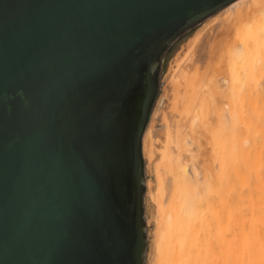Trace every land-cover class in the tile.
<instances>
[{"label": "water", "instance_id": "95a60500", "mask_svg": "<svg viewBox=\"0 0 264 264\" xmlns=\"http://www.w3.org/2000/svg\"><path fill=\"white\" fill-rule=\"evenodd\" d=\"M236 0H0V264H144L160 62Z\"/></svg>", "mask_w": 264, "mask_h": 264}, {"label": "bare ground", "instance_id": "6f19581e", "mask_svg": "<svg viewBox=\"0 0 264 264\" xmlns=\"http://www.w3.org/2000/svg\"><path fill=\"white\" fill-rule=\"evenodd\" d=\"M240 1L242 0H236L229 4L228 7L226 6L227 8H223L225 14L217 19L207 31L196 33L195 36L193 35V39L190 38L191 41L185 45L182 58L173 73L171 81V86H173V88L171 89L172 93L170 92L172 103L169 105L167 104L168 107H171L169 108L170 111L162 116L163 123L159 132L155 131L153 126H150L145 133L143 149L146 154L144 153V155L148 157L149 161H152V159H159V163L155 166L157 184L153 196L156 208L154 214L155 232L153 240V259L150 264H264V196L262 197V194L264 195V183L260 184V186H263V193H260L261 196L259 194L262 199L258 197L263 200V202L260 201L261 206L255 201L258 194L256 191H258V188H261L258 182L263 180L261 176V181L258 180V169H262V167L258 166L264 163L262 158L260 159L257 156L263 157L264 151L260 152L263 155H258V152L256 153V164L252 161L248 163V160H246L248 158L242 153L240 147L232 149L236 144V141L234 142V139L236 140L235 133L232 135V142H234L232 147L233 143L231 142L229 145L225 140L224 130H221L223 132H216L210 129V136L212 139L211 154L215 156L214 160L220 165V168H218L220 172L212 170V172H214V180L209 178V176L207 177L206 174V177L204 175V178H202V184L199 185L195 182L196 179L194 180L199 172L192 173L195 176L192 177L194 180H192L193 182L188 181L187 177H190L185 175V166L188 164V161L185 160V155L183 157L185 148L183 147V141L181 139L187 137L185 136V132L183 133V130H181L183 117L191 115L193 116L191 120L193 122L191 123H195L194 121H196L194 119L196 118V113L193 111L196 102H194V95L196 96L195 93L199 90L196 91L197 88L195 89V84L196 80L199 79L200 81L199 77H201L200 75L203 73V71L202 73L200 72V64L199 70H197L195 74L192 73L191 69L194 65L205 59L207 50L209 49L208 47H212L213 45H211L213 39L217 35L221 36L222 40L218 41V46H220L221 43L225 40L227 41V38L234 32L232 38L233 44L225 49L226 53H229L228 56L231 53V60L228 56L227 60L229 59L230 62L233 61L231 63L229 62L230 65L228 64V66L233 65L234 68L232 73H229V78H231L232 74L237 76L241 74L242 77V75L244 76L246 74L244 72L251 71L252 63L250 64V58L252 59L253 57H249V54L252 56L253 53H249L251 51H248V49L250 47L252 48V46L259 47L264 44V0H255V3L259 6L260 10H262L260 11L262 13L259 14L261 17L257 18L251 24L252 26L249 25V28L246 26L247 22L245 20L252 16L255 11L253 10L252 4L246 8ZM237 45L242 48V52L239 55L235 53V50L233 51ZM211 47L209 50L210 53ZM212 48L214 49V47ZM251 48L249 50H251ZM210 53L207 55L210 56ZM232 54L234 55L233 58ZM246 69L248 70L245 71ZM228 71H230V69ZM249 74L248 72V75H246L249 76ZM246 79H242V82L245 84H247L248 81ZM234 80L235 79L232 78L233 82H235ZM239 80L240 83L241 79ZM230 81L231 80H229V83ZM236 81L238 82V79ZM243 83H241V85ZM230 86L232 85L230 84ZM183 87L185 89H183ZM240 88L239 90H241ZM182 91L184 92L182 93ZM228 92L231 95L228 94ZM238 92L240 93V91ZM227 94L230 95L227 99L232 100L230 97L236 94L235 88L231 87V89H228ZM201 98V101L199 100L200 104L206 100V98L204 99L202 96ZM233 101L234 102L230 101V105L235 104V99H233ZM206 105L208 106V102ZM206 105L203 107L204 110L200 108L202 109L201 111L197 107V104V111L199 109L203 113V111L207 109ZM233 107L236 108V105ZM214 110L215 118H217L220 124L225 128L226 125L223 121L225 119L222 117V110H218V108H214ZM231 110L228 109L230 112L226 111L230 114L231 112L233 113L234 109L233 111ZM251 118L250 124L252 125V123L255 122H251L253 117ZM208 123L209 125L212 124L211 121H208L207 124ZM157 137L162 139V142H160L161 145L156 142ZM196 138L198 139V137ZM198 144L201 145L200 143ZM189 147L191 148V146ZM192 147L195 146L192 145ZM201 147L202 145L200 148ZM253 147H255V143ZM185 154L189 155L191 153L187 152ZM194 154L196 155V153ZM189 158H191V156ZM216 158H218V160H216ZM259 159L261 163H259ZM184 160L187 162L186 165ZM191 161L189 162L190 164H192ZM247 163L248 165L246 166H249V164L251 166L252 164H259L258 166H254V170L257 169V176H255V179L257 178L256 180L254 179L251 181L244 175L242 166ZM190 164L186 167L190 166ZM213 166H211V169H214ZM230 171L233 174V178L230 175ZM218 172L219 174H217ZM262 175L264 177V173ZM231 189L233 190L231 191ZM245 189H248V206L245 204L244 200ZM259 191L261 192L262 189H259ZM228 225L231 239H226L225 233H220L227 230Z\"/></svg>", "mask_w": 264, "mask_h": 264}, {"label": "rangeland", "instance_id": "374dc122", "mask_svg": "<svg viewBox=\"0 0 264 264\" xmlns=\"http://www.w3.org/2000/svg\"><path fill=\"white\" fill-rule=\"evenodd\" d=\"M240 3L245 5L246 8L249 7L250 4L253 5V10L255 12H253L252 16L248 17L247 20H245L247 22L246 26H248V28H249V25H251L257 18L261 17V15H259V14L262 13V12H260L262 10H260L259 6L255 3V0H242V1H240ZM227 7H225V8H227ZM224 9H221L220 11L211 15L210 17L203 20L201 23H199L198 25H196L195 27L191 28L190 30H188L187 32L182 34L180 37H178L169 46V48L165 52V54L162 57L161 62H160V70H159V78H158V93H157L156 99L153 103V106L151 108L149 122L147 124V127L145 129V132L143 134L142 141H141V153H142V160H143V164H144V184H145V191H144V195H143V216L145 219L146 238H147L145 263L144 264H150L151 260L153 259V257H152L153 256V240H154V232H155L154 214H155V209H156L154 201H153V196H154V193L156 191V185H157L156 184V170H155L156 168H155V166L157 163H159L158 158L152 159V161L151 160L149 161L148 157L146 155H144L145 152H144L143 146L145 143V133L150 126H153L154 130L159 132L161 130V126L163 123L162 122V118H163L162 116L170 111L169 108H171V107H168L167 104L169 105L172 103V99H171L172 91H171V89L173 88V86H171L172 85L171 81H172L174 70L176 69L177 64L181 60L182 55L184 53L185 45L188 44V42H190L191 39H193V37L195 36L196 33H200L201 31H204V32L207 31L209 29V27L212 26V24L217 19L221 18L225 14L223 11ZM251 18H253V19H251ZM244 24H245V22H244ZM233 35H234V32H232L231 35L227 38V41L225 40L226 42L222 41L223 43H221L220 46H218L219 45L218 41L222 40V39H221V36L217 35L213 39V41L211 42V45L213 44L212 47H214V49H213L210 46L211 47V53L209 52L210 47H208L209 49L207 50V54L210 53V56L206 54L205 59H203L200 63L194 65L193 66V68L195 67L194 69L193 68L191 69L192 73L195 74L196 71L199 70L198 68H199V64H200L201 65L200 72L202 73V71H203V73L200 75L201 77H199L200 81H199V79L196 80V84H195V89L197 88L196 91L199 90V91H197V93H195L196 96L194 95V102L195 101L196 102H195L193 111L196 113L195 114L196 118H194L196 121H194L195 123H191V122H193V121H191L193 118V116H191V115L187 116L188 118L183 117V119H182L183 123L181 126V130H183V133L185 132V136H187V137H185L184 139L181 138L183 142L185 141L184 143L182 141L181 142L183 144V147L185 148V153H187V152L191 153L189 155H186L185 153L183 154V157L185 155V160L188 161V164H187V162L184 160L185 165L186 164L189 165L190 164L189 162L192 160L191 161L192 164H190V166H188V167H186L187 165L185 166V175L190 177V178L187 177L188 181H192L193 180L192 177H195L192 173L199 172V173H197V177L194 178V180L196 179L195 182L198 183L199 185L202 184V181H203L202 178H204V175L206 177V174H207V177L209 176V178L213 179L214 172H212V170H214L216 172L217 171L220 172V169H218V168H220L219 167L220 165L217 164L218 162L216 163V161L214 160L215 156H212L213 154H211V142H212V139L210 136L211 130H214L216 132L224 130L225 131V135H224L225 140L227 141V143H229V145L232 142V135H233V133H235L236 140L234 139V142L236 141V144L233 147L234 142H232L233 143L232 149H234L235 147L236 148L240 147L242 153L245 155V157L248 158V159H246V160H248V163H251L249 161H252V162H254V164H256V162H255L256 153L258 152V155H263L260 152L264 151V137H263L264 136V44L262 46H259V47L252 46V48L250 47L251 50H249L250 48L248 49V51H251L249 53H253L252 56H251V54H249L250 55L249 57H253L252 58L253 61L250 58V64L252 63V66L251 65L250 66L252 67V69H251V71H248L251 75L249 74V76H247L248 72L243 71L244 73L247 74V75L245 74L246 76L244 75L245 77L243 75L241 77V74L239 76L232 74L231 78H229V76L232 73L234 68H233V65L228 66V64L231 60V58H230L231 53L228 56L229 53H226L225 49L229 48L231 46V44H233V39H232ZM234 50L236 51L235 53H237V55H239L242 52L241 51L242 48L239 45H237V47L234 48L233 51ZM232 53L234 54V52H232ZM233 54H232V58L234 55H236V54H234V55ZM207 56H209V57H207ZM227 56L230 58V60L229 59L227 60ZM231 62H233V61H231ZM203 65H204V67H203ZM229 69H230V71H228ZM247 70L248 69H246L245 71H247ZM232 78L235 79L234 80L235 82L232 81ZM246 78H249V79H246ZM228 79L231 80L230 83H229ZM237 79H238V82L236 81ZM239 79H241L240 83H239V81H240ZM242 79L248 80L247 84L243 83ZM249 80H250V82H249ZM197 82H199V83H197ZM248 82H249V84H248ZM232 83H235V84L237 83L238 85L237 84L235 85ZM241 83H243V84L241 85ZM230 84L232 86H230ZM240 86H241V88H240ZM231 87L235 88L236 94H233L230 97V98H232V100H228L227 97L230 96L231 94L228 92V94H230V95H228L227 90L231 89ZM200 88H201V92H200ZM239 88L241 90H239ZM183 89H185V88L183 87ZM238 91H240V93ZM183 92L184 91H182V93ZM198 93H199V95H198ZM201 96L204 99L206 98V100L208 102V106L206 105L207 102L204 99H203L204 101L200 104L199 100H200ZM233 96H234V98H233ZM233 99H235L234 105H236V108L233 107L234 106L233 104L230 105L231 102H234ZM228 102H229V104H228ZM196 103L198 104V106ZM204 105L207 106L208 110L205 109V111H203V113H202L201 112L202 109H200V108H203ZM170 106H172V105H170ZM196 106L201 111L198 109V111H199L198 112ZM214 108H218V110H220V109L222 110V112H223L222 117H224L223 119H225V120H223V119L222 120L224 121V123L226 125L225 128L220 124L219 120L217 118H215L216 116L214 113V111H215ZM227 108L230 110L232 109L231 111H233V109H234L233 113L232 112H231L232 114L230 113L231 115L228 114V112H230V111H228ZM203 110H204V108H203ZM220 113H221V111H220ZM195 115H194V117H195ZM251 117H253V120H254V121L251 120V122H255V123H252V125L250 124V118ZM208 121H211L212 124L211 125H209V123L207 124ZM190 123H191V126H190ZM221 132H223V131H221ZM197 133H198V135H197ZM182 137H183V135H182ZM196 137H198V139ZM156 142H158V144L161 145L160 142H162V139L160 137H157ZM198 143H200L202 145L201 148H200L201 145H199ZM254 143H255V147H253ZM192 145L195 147H192ZM189 146H191V148ZM188 147L190 148V152H189ZM186 149H187V151H186ZM194 153H196V155ZM190 156H191V158H189ZM212 157H213V159H212ZM257 157L260 159L262 158V161L264 162V160H263L264 156L263 157L257 156ZM260 159H259V163H261ZM216 160H218V158H216ZM248 163L243 165V166L241 165V166L243 168L244 175L247 176V178L252 181L255 179V176H257L256 175L257 169L254 170V166H258L259 164H257V165L252 164V166L249 164V166H246V165H248ZM262 164H260L261 166L260 165L258 166V167H262V169L260 168L262 173L260 172V169H258L259 170L258 180H260V181H261V177L263 179L262 181H264V177L262 175L264 173L263 172L264 163H262ZM211 166H213L214 169H211ZM195 167H196V169H195ZM252 167H253V169H252ZM191 168H193V169H191ZM219 172L217 174H219ZM260 173H261V175H260ZM230 175L233 178V174L231 171H230ZM262 181L258 182L259 187H261V188H258L257 189L258 191H256V192H258V194H257V199L255 201L258 202L259 205H260V201L263 202V200H261V199L264 196L262 194L263 193V188H262L263 186L262 185L260 186V184L264 183ZM214 182H216V181H214ZM250 184H251V182H250ZM252 187H253V184H252ZM259 189L260 190L262 189V191L260 192ZM232 190L233 189H231V191ZM247 191H248V189H245V199L244 200H245V204L248 206L249 205V202H248L249 198H248V192ZM260 193L262 194V197H260L261 196ZM259 194H260V196H259ZM258 197H260L261 199ZM262 202H261V204H262ZM220 233H225L226 239H229V238L231 239L230 234H229L230 233L229 225H228L227 230H225L224 232H220ZM219 236H220V234H219ZM220 238L222 239L221 236H220Z\"/></svg>", "mask_w": 264, "mask_h": 264}]
</instances>
